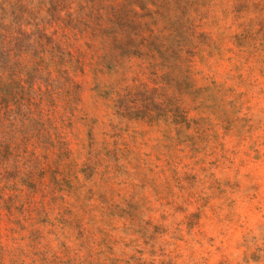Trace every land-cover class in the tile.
Wrapping results in <instances>:
<instances>
[{"label": "rangeland", "instance_id": "obj_1", "mask_svg": "<svg viewBox=\"0 0 264 264\" xmlns=\"http://www.w3.org/2000/svg\"><path fill=\"white\" fill-rule=\"evenodd\" d=\"M0 264H264V0H0Z\"/></svg>", "mask_w": 264, "mask_h": 264}]
</instances>
